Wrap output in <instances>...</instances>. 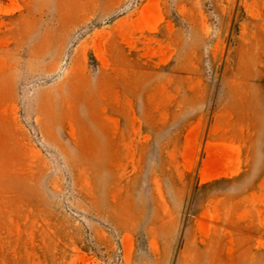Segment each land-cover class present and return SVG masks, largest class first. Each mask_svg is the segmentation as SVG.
Segmentation results:
<instances>
[{
	"label": "rangeland",
	"instance_id": "1",
	"mask_svg": "<svg viewBox=\"0 0 264 264\" xmlns=\"http://www.w3.org/2000/svg\"><path fill=\"white\" fill-rule=\"evenodd\" d=\"M0 264H264V0H0Z\"/></svg>",
	"mask_w": 264,
	"mask_h": 264
}]
</instances>
